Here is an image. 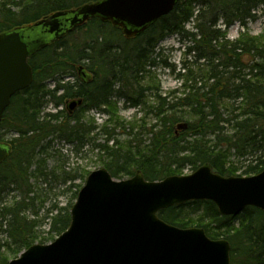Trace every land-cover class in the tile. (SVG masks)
<instances>
[{"label": "trees", "instance_id": "obj_1", "mask_svg": "<svg viewBox=\"0 0 264 264\" xmlns=\"http://www.w3.org/2000/svg\"><path fill=\"white\" fill-rule=\"evenodd\" d=\"M88 1L96 0H0V32ZM261 7L264 0H178L169 13L132 38L94 17L32 54L28 63L33 80L11 97L0 122V143L10 146L9 155L0 163V199L7 189L18 190L21 197L12 205L0 206V230L10 240L0 242V264L8 263L2 252L6 247L17 255L35 242L34 221L25 216V198L32 192L28 170L36 152L48 147L53 136L73 145L75 151L93 141L89 136L96 127L85 121L84 112L104 111L102 106H108L115 114L112 92L129 107L144 104L149 90L155 98L150 105L155 122L132 126L122 144L103 127L101 133L106 141L114 139V147L95 145L106 152L104 167L114 178L130 177L140 170L145 179L160 180L180 175L184 168L193 171L203 163L224 176H248L263 170L264 27L259 35L247 31ZM235 23L244 30L229 39L228 29ZM168 35H176L190 57L182 61L183 73L178 74L182 78L180 96L175 95L178 90L161 95L156 84H141L146 67L156 64L159 43ZM78 65L94 74L90 83L58 78L68 72L78 81ZM99 73L105 76L100 79ZM103 79L108 84L102 92ZM47 80H54L52 88H47ZM75 98L82 103L69 112L65 101ZM48 102L61 109L41 113ZM179 122H186V129L176 131ZM116 126L125 129V123L115 116ZM8 131L16 137L4 139ZM76 176L65 175L64 181ZM54 208L58 211L52 215ZM54 208L46 217L49 232L59 235L68 227L70 213ZM157 215L181 228L201 227L211 239H226L231 246L230 264H264V213L258 207L222 215L214 202L197 199L161 209Z\"/></svg>", "mask_w": 264, "mask_h": 264}, {"label": "water", "instance_id": "obj_2", "mask_svg": "<svg viewBox=\"0 0 264 264\" xmlns=\"http://www.w3.org/2000/svg\"><path fill=\"white\" fill-rule=\"evenodd\" d=\"M177 1H88L0 32V121L11 97L32 82L28 57L48 43L94 17L131 38L169 13ZM80 103L71 100L67 108ZM186 127L180 122L176 131ZM9 152L10 146L0 143V163ZM197 199L214 202L222 215H237L246 206L264 213V169L249 176H224L203 163L190 173L150 181L140 170L116 179L99 167L79 189L68 227L52 242L34 243L7 264H230L226 239H211L201 227L181 228L157 215Z\"/></svg>", "mask_w": 264, "mask_h": 264}, {"label": "rangeland", "instance_id": "obj_3", "mask_svg": "<svg viewBox=\"0 0 264 264\" xmlns=\"http://www.w3.org/2000/svg\"><path fill=\"white\" fill-rule=\"evenodd\" d=\"M263 11L264 7H261V10L257 12L258 17L247 24L249 34L259 35L262 32V28L264 27ZM187 26L190 27V24ZM243 30L244 28L235 23L228 29L227 37L235 39L238 37L240 31ZM70 42L69 40L67 43ZM158 52L159 56L156 59V64L146 67L145 74L142 75L141 84L143 86H154L156 84L161 95L178 90L179 92L175 95L180 96L182 93V78L178 74L183 73V70L180 68L182 61L190 59V57L185 54L184 46L176 35L166 36L159 43ZM163 61L171 64V66H164ZM104 76L105 74H98L100 79ZM58 78L63 79L62 81H70L75 77L67 72L58 76ZM53 82L54 80H47L44 83L47 85V88H52ZM111 96L112 102L116 105L115 109L117 112L115 114L111 113L108 106H102L104 111H100V114H97L98 109L86 110L84 112L85 121L92 122L96 127L89 136L93 141L86 142L80 150L75 151L73 145L67 144L63 140L53 136L49 146L36 152L37 154L33 157L28 170L32 192L25 198L27 205L25 216L28 220L34 221L33 232L36 236L34 243H50L57 237L56 232H49L50 219L46 217L48 211L57 207L61 209L62 213L66 212V210L69 212L76 199V193L83 185L88 173L99 167H103L108 161L106 152H100L99 147L95 145L96 143H105L109 148L114 147V139L111 138V140L106 141V136L101 133L103 127L106 128L111 137L117 139L122 144L129 137L127 131L132 126L144 124L148 126L155 122L150 108V105L154 104L155 100L153 90L145 92L146 100L144 104L136 107L126 105L123 98H118L114 92H112ZM60 109L61 106H54V104L48 102L42 107L41 113H57ZM115 116L119 118L121 124L125 123V129H121L119 126L114 127ZM138 128L136 127L134 131ZM12 137H16L15 132H4V139L7 140ZM142 137L147 140V137ZM232 159L236 161V158ZM238 166L240 165L238 164ZM242 169L237 174H240ZM190 172L189 168H184L182 174ZM65 175H77V178L73 181H64ZM2 197L3 199H0V206L5 204L12 205L21 198L18 190L10 189L5 190L2 193ZM57 211L54 208L52 215ZM0 242H10L2 230H0ZM6 248L2 252L9 259L16 258L22 251L16 255L11 250L7 251Z\"/></svg>", "mask_w": 264, "mask_h": 264}, {"label": "flooded vegetation", "instance_id": "obj_4", "mask_svg": "<svg viewBox=\"0 0 264 264\" xmlns=\"http://www.w3.org/2000/svg\"><path fill=\"white\" fill-rule=\"evenodd\" d=\"M77 75H78V84H82V83H90L93 79L94 74H92L91 72H89L86 68H80L77 70ZM76 100H81L80 98H76ZM66 102V101H65ZM81 105V104H80ZM80 105H76L72 111H74L75 109H77Z\"/></svg>", "mask_w": 264, "mask_h": 264}, {"label": "bare ground", "instance_id": "obj_5", "mask_svg": "<svg viewBox=\"0 0 264 264\" xmlns=\"http://www.w3.org/2000/svg\"><path fill=\"white\" fill-rule=\"evenodd\" d=\"M64 10H67V9H64ZM57 11H61V10H57ZM54 12H56V11H54ZM70 82L78 84V81L75 78L70 80ZM100 83H101L100 85L102 86V88L100 87L99 89H100V91L103 92L107 88L108 80L106 81V79H103V80H101Z\"/></svg>", "mask_w": 264, "mask_h": 264}]
</instances>
